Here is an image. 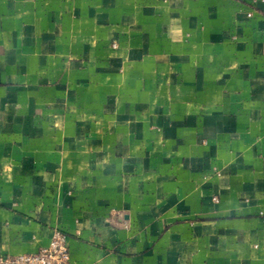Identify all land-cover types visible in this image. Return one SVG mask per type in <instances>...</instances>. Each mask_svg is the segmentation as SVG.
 <instances>
[{
	"label": "crops",
	"instance_id": "0c3cea01",
	"mask_svg": "<svg viewBox=\"0 0 264 264\" xmlns=\"http://www.w3.org/2000/svg\"><path fill=\"white\" fill-rule=\"evenodd\" d=\"M69 264H264V0H0V249Z\"/></svg>",
	"mask_w": 264,
	"mask_h": 264
},
{
	"label": "built area",
	"instance_id": "2783aa9c",
	"mask_svg": "<svg viewBox=\"0 0 264 264\" xmlns=\"http://www.w3.org/2000/svg\"><path fill=\"white\" fill-rule=\"evenodd\" d=\"M0 264H69L64 235L55 232L49 245L36 252L9 255L0 249Z\"/></svg>",
	"mask_w": 264,
	"mask_h": 264
}]
</instances>
